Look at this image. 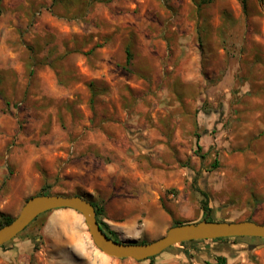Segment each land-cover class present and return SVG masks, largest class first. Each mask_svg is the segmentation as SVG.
<instances>
[{
	"label": "rangeland",
	"instance_id": "374dc122",
	"mask_svg": "<svg viewBox=\"0 0 264 264\" xmlns=\"http://www.w3.org/2000/svg\"><path fill=\"white\" fill-rule=\"evenodd\" d=\"M105 59L117 72L102 73ZM0 90L2 215L15 217L46 188L98 202L121 241L203 217H264V0L245 10L240 0H0ZM84 140H102L89 152L101 162L98 198L69 178L75 172L56 171L58 159L89 163L66 144ZM189 170L200 173L197 187ZM65 212H46L0 248V264L127 262L104 257L83 217ZM249 238L179 244L133 264H182L177 252L210 258L223 248L234 257L232 245L264 242Z\"/></svg>",
	"mask_w": 264,
	"mask_h": 264
},
{
	"label": "water",
	"instance_id": "95a60500",
	"mask_svg": "<svg viewBox=\"0 0 264 264\" xmlns=\"http://www.w3.org/2000/svg\"><path fill=\"white\" fill-rule=\"evenodd\" d=\"M71 209L84 220L94 245L106 256L118 259L146 260L161 254L171 246L185 241L213 240L228 237H256L264 239V223L252 220L213 221L200 220L170 226L162 236L139 243L111 238L97 221L94 206L80 195L40 194L27 198L19 213L0 227V246L21 233L40 214L56 210Z\"/></svg>",
	"mask_w": 264,
	"mask_h": 264
},
{
	"label": "crops",
	"instance_id": "0c3cea01",
	"mask_svg": "<svg viewBox=\"0 0 264 264\" xmlns=\"http://www.w3.org/2000/svg\"><path fill=\"white\" fill-rule=\"evenodd\" d=\"M97 66H104V70L102 73L105 74V71L109 68H113L114 70H116L117 72V64L114 60H110V59H105L102 62L98 61ZM68 71V69H66ZM83 72V68H82V64L80 63L79 68L78 67H74L72 69H70V73H69V78H71V80H73V82H77L78 79L81 77L82 72ZM100 76V72L99 75ZM100 93H105V89L104 90H100ZM102 140L100 141H92V140H84V141H74V142H70V143H66L68 145V147H71V152H73V154L75 153V155H72L73 157L77 156V154H79L80 152H78V148H80L81 150V159H87V161L89 162L87 165L82 166V167H75L73 165V160H71V162H68L66 160H59L58 159V163H57V168L56 171L61 170V169H65L67 171V173H72L75 172V174L71 175L69 178L75 180L74 182L81 185L82 187V191L84 193H89V194H93L96 198H98V195L100 194L99 190H101V187H103V182L100 181V177L98 175V171H94V167L97 166L98 164L100 165L101 162H99L100 160L97 159L96 157L90 155V150H92L91 152L95 151L98 147H101L99 145H101ZM144 145L147 147L152 146V141L150 142H146V140H144ZM59 145H62V143H60ZM57 145V146H59ZM129 145H133L132 143H130ZM116 151V150H115ZM86 152L88 153V155L91 157H86L84 156V153L86 154ZM57 153V152H56ZM116 153V152H115ZM89 158V159H88ZM117 159H119V162L121 165H123V159L122 157H118ZM99 160V161H98ZM71 163V164H70ZM65 167V168H64ZM60 176H64L63 174H60ZM82 193V194H84ZM79 194V193H77ZM81 195V194H79ZM84 197V195H83ZM61 211H66V214L69 215H75V213H78L74 210L71 209H58ZM211 219V218H209ZM211 220H216V219H211ZM238 219H234L232 221H237ZM243 220H252L258 223H264V217L260 216V215H254L252 217H247ZM186 222H195V219L186 221ZM147 225L150 226L152 225V222L150 219L147 220ZM158 226V230L155 233V235L158 236H162L163 234H165L166 229H162V225H157ZM159 230H161L160 232H158ZM131 235H134L133 233H130ZM135 237V236H134ZM231 246V245H230ZM210 248L213 247V245L209 246ZM216 247H218L216 245ZM233 249H238L236 250V255L234 257H230V255H228V251L225 250V248L215 251V256L212 257H208L207 252L205 251H193L192 257H190L189 259L186 257V255L183 252H177L176 255H174L177 259H179V262L181 261L182 264H205V261H210V262H214L215 257L216 256H225L227 258V264H232L233 262H236L235 264H264V242L257 244V245H247V250H244L243 248L245 247L244 245H240V246H236V245H232L231 246ZM241 249H240V248ZM250 248H253V250L251 251ZM213 249H209V251H212ZM215 250V249H214ZM101 253V252H100ZM164 253V252H163ZM169 255H172V252H169ZM191 254V252H190ZM107 257V256H104ZM108 260H105V263ZM124 261L125 264H133V262H137L135 260L132 259H125ZM142 261H148V260H142Z\"/></svg>",
	"mask_w": 264,
	"mask_h": 264
},
{
	"label": "trees",
	"instance_id": "16d2710c",
	"mask_svg": "<svg viewBox=\"0 0 264 264\" xmlns=\"http://www.w3.org/2000/svg\"><path fill=\"white\" fill-rule=\"evenodd\" d=\"M201 2H205L206 0H200ZM246 1L247 0H240L241 2V5H242V8L245 10L246 9ZM62 2V0H52V4H57V3H60ZM130 52L127 50L126 51V63L129 64L130 63ZM0 95H2V92L0 90ZM202 151V146L199 144V142L197 141V145H196V150H195V153L199 156V153H201ZM200 157L203 159V154H200ZM216 167V161L209 167V169H205L207 172H210L212 171V168ZM191 172V182H192V186L193 187H197V184L196 182L198 181V178L200 176V173L199 171H194V170H189ZM198 192L201 194L200 196V207L203 211H208L209 208H208V202H207V196L208 195L204 190H201L199 189ZM40 194H50L47 192V189L46 188H42V190L35 194V195H40ZM73 195H79V194H73ZM80 196H83V195H80ZM84 198H86L87 200H89L87 197L84 196ZM91 204L94 206V209H95V214H96V218H97V221L98 223L100 224L101 228L111 237L113 238L114 240H119L117 237H116V232L114 230H112L110 228V226L103 220V218L105 217V209L102 205H100L98 202H94V201H91ZM46 213V212H45ZM45 213H42L40 214L38 217H36L27 227H29L32 223H34L38 218H40L42 215H44ZM203 220L206 219V220H211L209 219L208 217H203L202 218ZM12 220V217L10 216H6V215H2L0 214V227L9 223L10 221ZM222 221H227V220H222ZM182 223H187V222H175L173 223L172 225H178V224H182ZM26 227V228H27ZM25 228V229H26ZM24 229V230H25ZM19 235V234H18ZM17 235V236H18ZM16 236V237H17ZM229 238V237H228ZM235 239H241V238H249V237H233ZM223 239H226V238H217V239H213L212 241L214 240H223ZM249 239H258L256 237H253V238H249ZM14 238L12 240H10L9 242L3 244L2 246H0V248H4L8 243H10L11 241H13ZM197 241H201V240H192V241H185V242H182L181 245H185V244H190V243H194V242H197ZM139 243H145L147 241H137ZM173 248V246L167 248L166 250H164L163 252L165 251H169ZM162 252V253H163ZM183 252L186 257L189 259L191 254H188L186 251H181ZM156 256L154 257H150L146 260H149V261H153V259L155 258ZM205 264H227V258L225 256H216L215 257V260L214 262H210V261H205L204 262Z\"/></svg>",
	"mask_w": 264,
	"mask_h": 264
}]
</instances>
